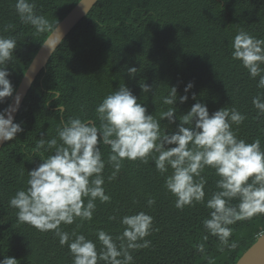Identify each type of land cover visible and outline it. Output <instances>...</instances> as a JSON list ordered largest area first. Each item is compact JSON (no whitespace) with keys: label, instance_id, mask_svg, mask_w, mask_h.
Segmentation results:
<instances>
[{"label":"trees","instance_id":"trees-1","mask_svg":"<svg viewBox=\"0 0 264 264\" xmlns=\"http://www.w3.org/2000/svg\"><path fill=\"white\" fill-rule=\"evenodd\" d=\"M79 1L29 0L36 5L35 14L44 16L53 30ZM15 3L0 0V36L17 42L5 65L13 96L53 31L37 33L32 25L22 23ZM240 30L264 39V0H98L61 41L27 92L14 119L24 131L0 149V260L7 256L18 264H72L68 246H61L53 231L41 232L18 222L17 209L9 201L26 189L27 171L41 163V154L46 158L55 151H34L41 136L45 140L56 137L59 144L57 131L71 117L94 120L99 127L95 109L119 87L127 86L148 113L159 119L162 111L172 107L162 103L169 87L177 86L178 95H183L186 84L192 82L188 101L175 105L177 117L196 102L206 104L210 115L220 108H235L246 119L238 127L233 125V131L249 143L259 138L264 150V116L257 119L258 110L252 105L264 89L257 88L259 77L250 78L231 57V42ZM130 67L137 68L134 77L128 75ZM144 83L152 92H142ZM193 93L196 100L191 98ZM13 96L0 103V112L9 107ZM160 126L162 131L176 127L166 120ZM101 151L106 164L104 188L111 201L102 204L97 200L90 222L77 219L72 225L62 224L61 230L70 235L75 231L95 240V230L103 228L115 236L122 231L120 217L144 211L154 218V230L146 237L151 246L134 251L133 264H235L264 233V214L238 221L230 226L229 238L237 247L219 251L216 237L203 239L207 233L202 221L209 210L202 204L176 209L175 198L164 189V178L151 159L147 164L126 160L109 181L113 171L107 163L110 150L101 145ZM203 175L208 181L207 198L216 190L218 178L211 169ZM149 197L156 200L151 208L146 205ZM110 216L117 219L110 221ZM199 244L204 245L203 252L197 250Z\"/></svg>","mask_w":264,"mask_h":264},{"label":"clouds","instance_id":"clouds-1","mask_svg":"<svg viewBox=\"0 0 264 264\" xmlns=\"http://www.w3.org/2000/svg\"><path fill=\"white\" fill-rule=\"evenodd\" d=\"M35 8L29 0H16L15 10L22 23L32 25L37 33L52 31L53 25L44 16L36 15ZM45 47L51 53L48 45ZM231 48L232 59L241 63L250 78L259 77L257 88L264 89V39L240 30ZM16 49L14 38L0 36V103L14 93L5 65ZM127 72L134 77L137 68L130 67ZM193 87L192 82L187 83L184 94L178 95L177 86H170L162 103L172 107L162 111L159 119L148 113L147 106L138 102L127 86L119 87L96 107L99 127L94 120L85 122L71 117L57 131L59 144L56 137L45 140L41 136L34 151H55L46 158L41 154V163L27 171L26 189L17 191L10 199L9 205L17 209L18 222L41 232L53 231L59 244L68 246L72 264H133L132 253L151 246L146 237L154 230V218L144 211L120 217L122 231L115 236L103 228L95 230V240L83 233L73 231L70 235L61 230L62 224L72 225L77 219L90 222L97 200L110 203L111 196L104 188L106 164L101 145H105L110 150L107 163L113 169L109 181L116 178L126 160L147 164L151 159L164 178V189L175 198L176 209L183 211L202 204L209 210L208 218L202 221L207 233L203 239L214 236L220 242L219 251L234 250L237 244L229 240L230 226L264 214V150L259 138L249 143L233 131V125L238 127L246 119L235 108H220L210 115L206 104L196 102L177 117V101L186 103ZM140 88L143 93L152 92V87L145 83ZM191 98L196 100V94ZM20 99L16 95L15 107L10 105L0 112V143L13 141L24 131L13 117ZM252 105L258 110L257 119L264 116V94L255 96ZM165 120L169 126L175 124V129L162 131L160 124ZM205 169L213 170L218 178L216 190L207 198ZM155 203L154 197L146 201L149 208ZM116 219L109 217L110 221ZM260 235L264 237V233ZM197 250L203 252L204 245H197ZM0 264L18 261L5 256Z\"/></svg>","mask_w":264,"mask_h":264},{"label":"water","instance_id":"water-1","mask_svg":"<svg viewBox=\"0 0 264 264\" xmlns=\"http://www.w3.org/2000/svg\"><path fill=\"white\" fill-rule=\"evenodd\" d=\"M97 1L98 0H80L76 6L58 23L57 32L55 31L56 26L41 45L24 73L12 101L10 102V105L15 107L16 95L21 97L19 108L13 113L14 119L31 85L40 71L46 66L53 52L67 36V34L78 24V22L88 14ZM60 34H62L61 40L59 39ZM45 45H48L51 49V53ZM4 143H0V149ZM235 264H264V237L260 235Z\"/></svg>","mask_w":264,"mask_h":264}]
</instances>
